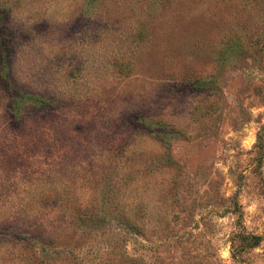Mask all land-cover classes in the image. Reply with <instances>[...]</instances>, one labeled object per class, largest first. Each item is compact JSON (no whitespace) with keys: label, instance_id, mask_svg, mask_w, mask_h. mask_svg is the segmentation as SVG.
Masks as SVG:
<instances>
[{"label":"rangeland","instance_id":"1","mask_svg":"<svg viewBox=\"0 0 264 264\" xmlns=\"http://www.w3.org/2000/svg\"><path fill=\"white\" fill-rule=\"evenodd\" d=\"M264 0H0V264H264Z\"/></svg>","mask_w":264,"mask_h":264},{"label":"trees","instance_id":"2","mask_svg":"<svg viewBox=\"0 0 264 264\" xmlns=\"http://www.w3.org/2000/svg\"><path fill=\"white\" fill-rule=\"evenodd\" d=\"M256 148H258L259 150L264 151V145H263V143H262V139H261V137L258 139V142H257Z\"/></svg>","mask_w":264,"mask_h":264}]
</instances>
